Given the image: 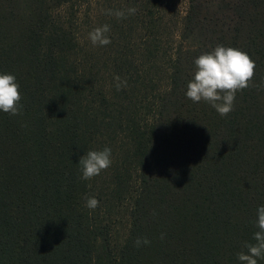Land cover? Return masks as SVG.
Instances as JSON below:
<instances>
[{
	"label": "trees",
	"instance_id": "obj_1",
	"mask_svg": "<svg viewBox=\"0 0 264 264\" xmlns=\"http://www.w3.org/2000/svg\"><path fill=\"white\" fill-rule=\"evenodd\" d=\"M85 1L0 0V74L16 77L23 105L0 112V264H240L264 206V0H187L145 123L111 107L117 88L79 54L60 7L72 16ZM217 46L256 65L225 117L185 95L195 59ZM104 132L126 139L121 157L82 180L80 157L111 146ZM111 209L127 223L121 244Z\"/></svg>",
	"mask_w": 264,
	"mask_h": 264
},
{
	"label": "rangeland",
	"instance_id": "obj_2",
	"mask_svg": "<svg viewBox=\"0 0 264 264\" xmlns=\"http://www.w3.org/2000/svg\"><path fill=\"white\" fill-rule=\"evenodd\" d=\"M156 2L159 3L150 13L148 9L151 0H87L75 14L72 12V16L71 9L68 10L64 5L60 7L62 14H67L65 20L71 22L73 32L79 36V54L84 58L85 66L92 67L93 79L111 84V88L113 85L117 88V83L122 84L120 90H117L118 96H113L111 107H119L120 102L123 114L133 113L144 123L150 118L152 110V107L146 105L148 100L150 103L152 96L158 95L167 86L168 56L180 41L182 18L187 9V0ZM132 7L137 12L126 19L106 14L109 9L126 11ZM105 24L110 26L107 35L111 43L103 47L93 46L88 34ZM117 76L120 81L114 79ZM123 82H126V86ZM111 92L115 94L113 89ZM122 136L104 132L98 137V143L103 146L110 144L108 148L111 149V158L119 159L124 149L123 143L126 142ZM117 212V209H111L107 213L117 216L111 224V239L121 244L127 223L125 219L119 218L121 212Z\"/></svg>",
	"mask_w": 264,
	"mask_h": 264
},
{
	"label": "clouds",
	"instance_id": "obj_3",
	"mask_svg": "<svg viewBox=\"0 0 264 264\" xmlns=\"http://www.w3.org/2000/svg\"><path fill=\"white\" fill-rule=\"evenodd\" d=\"M137 9L132 7L125 10H106L107 15L117 19H126L135 15ZM110 26L105 24L95 28L88 34L93 46H107L111 43L108 37ZM195 72L187 84L186 98L193 103L204 101L209 104L221 117L227 116L234 108L236 94L252 86L255 76V62L250 56L239 49L217 46L210 53L201 54L194 61ZM120 81L117 76L114 78ZM126 86V82H123ZM122 84L117 83L119 91ZM256 87L264 89V79ZM20 85L12 74H0V112L17 116L22 113ZM111 149L105 147L102 151H88L79 159L80 179L88 181L99 176L102 171L111 166ZM85 207L95 210L99 202L94 197L85 198ZM254 235L255 243H245L247 252L237 254L240 264H258V259H264V206L257 209ZM163 239V236H161ZM136 246L150 243L146 238H137Z\"/></svg>",
	"mask_w": 264,
	"mask_h": 264
}]
</instances>
